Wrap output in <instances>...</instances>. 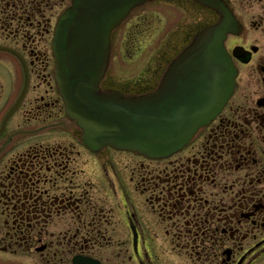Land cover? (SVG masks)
I'll use <instances>...</instances> for the list:
<instances>
[{
	"label": "flooded vegetation",
	"instance_id": "af4514ba",
	"mask_svg": "<svg viewBox=\"0 0 264 264\" xmlns=\"http://www.w3.org/2000/svg\"><path fill=\"white\" fill-rule=\"evenodd\" d=\"M68 1L0 0V264H264V0H222L235 21L224 42L233 92L160 160L91 152L65 117L50 40ZM150 5L122 24L163 32L145 83L122 88L130 94L152 91L219 20L193 0ZM111 75L104 89H116Z\"/></svg>",
	"mask_w": 264,
	"mask_h": 264
},
{
	"label": "water",
	"instance_id": "95a60500",
	"mask_svg": "<svg viewBox=\"0 0 264 264\" xmlns=\"http://www.w3.org/2000/svg\"><path fill=\"white\" fill-rule=\"evenodd\" d=\"M147 1L152 0H71L56 25V81L67 115L91 150L110 146L151 158L168 156L219 112L234 86L236 72L223 45L235 29L232 15L221 0H195L216 10L220 21L194 37L153 93L101 91L111 31Z\"/></svg>",
	"mask_w": 264,
	"mask_h": 264
},
{
	"label": "rangeland",
	"instance_id": "374dc122",
	"mask_svg": "<svg viewBox=\"0 0 264 264\" xmlns=\"http://www.w3.org/2000/svg\"><path fill=\"white\" fill-rule=\"evenodd\" d=\"M148 7L152 8V5L147 4L135 10V12L140 10H145L147 12L146 8ZM157 7L158 6H156V8ZM149 12H154V9L149 10ZM157 12L159 15L161 14V12ZM124 30L125 26L123 25L116 30V56L111 60L109 66L111 73L116 75V82L118 84L119 81L135 80L138 77V74L146 63L153 57L154 52L158 50L156 48L160 46L163 34L161 28L155 29L149 33L145 32L143 27L127 33H124ZM119 156L123 157L121 155ZM123 164L124 163L121 162V165ZM122 179H124V177ZM116 188L119 189L118 187Z\"/></svg>",
	"mask_w": 264,
	"mask_h": 264
}]
</instances>
